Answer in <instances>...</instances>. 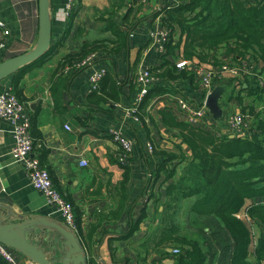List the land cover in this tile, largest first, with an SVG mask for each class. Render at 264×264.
Instances as JSON below:
<instances>
[{
  "label": "crops",
  "instance_id": "0c3cea01",
  "mask_svg": "<svg viewBox=\"0 0 264 264\" xmlns=\"http://www.w3.org/2000/svg\"><path fill=\"white\" fill-rule=\"evenodd\" d=\"M116 2L50 0L52 49L39 64L1 81L0 93L7 89L19 93L33 126L30 133H38L31 135L33 154L48 170L61 196L72 205L75 220H79L73 232L87 249L89 264L163 263L168 259L161 258L163 250L154 249L153 243L161 236L160 200L171 180L163 183L162 175L155 176L160 160L152 159V155L159 150L175 152V146L182 144L176 130L163 124L160 114L173 97L153 100L141 112L143 121H135L127 110L136 94L138 70L162 63L163 54L149 32L165 28L156 14L170 0H123L124 6L111 16ZM129 9L130 15L123 23L122 14ZM109 18L125 31L127 49L113 59L96 54L92 67L70 74L62 72L63 62L84 42L115 40L108 30ZM0 22L9 31L7 36L0 32L4 44L0 62L30 51L38 37V0H0ZM93 69L113 74L120 90L117 101L90 88L88 80ZM156 85L155 81L152 88ZM227 96L221 102L222 111L235 106L234 102H229V107L224 103ZM246 104L252 105L248 99ZM109 127L133 142L126 162L121 160L120 147L106 133ZM9 128L0 120V212L8 210L12 221L17 217H42L66 227L41 192L32 187L25 167L12 159ZM148 145L152 146L151 152ZM80 160H85L87 166H80ZM251 203L246 201V207ZM257 233L255 229L254 236ZM41 246L46 252L50 250L46 236ZM4 248L19 264L29 260L14 249ZM169 249L165 251L172 253ZM210 261L219 264L218 257ZM0 264H6L1 255Z\"/></svg>",
  "mask_w": 264,
  "mask_h": 264
},
{
  "label": "trees",
  "instance_id": "16d2710c",
  "mask_svg": "<svg viewBox=\"0 0 264 264\" xmlns=\"http://www.w3.org/2000/svg\"><path fill=\"white\" fill-rule=\"evenodd\" d=\"M123 4L118 0L110 15H116ZM129 15L130 9L122 14L123 23ZM156 16L168 29L169 41L164 44L160 66L150 68L157 85L149 90L135 114L139 121H143L141 112L152 100L165 94L204 99L194 72L177 69V59L196 60L216 69L222 64H246L264 77V0H170ZM107 26L114 41L84 42L62 66L90 54L113 59L125 51V31L110 18ZM48 53L30 66L39 64ZM242 79L239 88L234 79L221 84L229 90L226 102H234L252 120L242 138L217 135L179 120L170 108L161 110L163 124L176 130L182 143L175 146V152L159 150L152 155V159L160 160L155 176L162 175L163 183L174 179L177 167L183 166L180 177L165 188L166 207L158 214L161 236L153 243L154 249L163 250L161 258L172 260V264H212L210 260L216 257L219 264L264 263V89L254 78L245 75ZM216 81L214 78L213 83ZM95 92L118 100L120 90L112 73L103 76ZM13 93L21 100L18 92ZM247 99L252 105L246 104ZM173 200L178 205L188 202L186 216L192 227L188 232H181L178 212H168ZM248 200L252 203L246 207ZM242 214L248 221L241 218ZM76 223L79 225L77 218ZM166 248L178 253H168Z\"/></svg>",
  "mask_w": 264,
  "mask_h": 264
},
{
  "label": "built area",
  "instance_id": "2783aa9c",
  "mask_svg": "<svg viewBox=\"0 0 264 264\" xmlns=\"http://www.w3.org/2000/svg\"><path fill=\"white\" fill-rule=\"evenodd\" d=\"M73 1L74 0H69V3ZM0 32L3 36H7L9 34V31L5 28V25L2 22H0ZM149 37L153 44L157 45L159 52L164 54V44L169 41L168 29L164 28L159 31H151L149 32ZM3 47V42H0V49ZM95 56L96 54H90L78 62H67L63 65L62 72L70 74L86 67H92L93 62L95 61ZM175 67L180 70L194 72L195 78L199 84V91L204 93L205 97L200 101L193 95H185L182 93L176 95L165 94L173 97V99H170L169 105L166 107L170 108L172 113L178 119L194 127L213 132L216 126L220 125V122H222L223 127L219 128L218 131L215 132L217 135L227 134L229 137L232 136V138L244 137L250 129V123L248 122L249 116L247 113H242L235 105L232 108H228L229 110L223 111V116L220 122H216L212 119L205 105V100L213 88L215 86H219V81L234 79V85L236 88H239L240 83L243 80L242 77L245 75L250 78H254L259 87L264 89V77L257 74L259 73V70L253 71V68L248 67L246 64H241L240 66L222 64L216 69L209 65L200 64L196 60L188 61L183 59H177L175 61ZM105 72L106 71L104 69H93L88 80L92 90L100 88V83L105 75ZM214 78L217 81L213 83ZM155 81L156 79L151 75L150 69H139L136 73L135 84L137 90L134 101L127 110V115L132 117L135 121H139L135 114L140 109L144 98L147 96ZM155 99L158 98H154L153 100ZM219 103L220 108H222L220 100ZM224 103L228 107L230 106L229 102ZM0 120L7 122L10 126L8 132L13 140V145L10 151L12 159L25 167L32 187L41 192L46 204L51 206L54 210L53 212L60 216L65 226L75 232L76 220L72 205L61 196L53 184L48 170L41 165L39 159L33 154V140L30 133V118L26 113L24 103L8 89L0 93ZM65 129L67 131L70 130L68 126H66ZM106 133L110 136L113 142L120 147L122 151L121 160L126 162L131 157L133 144L132 140L125 137L114 127H109ZM148 149L151 152L152 146L148 145ZM79 163L80 166H87V162L85 160H80ZM241 218L248 221L245 214H242ZM172 253L176 254L178 253V250H172ZM0 255L6 264H19L11 257L1 244ZM25 264L35 263L28 260Z\"/></svg>",
  "mask_w": 264,
  "mask_h": 264
},
{
  "label": "water",
  "instance_id": "95a60500",
  "mask_svg": "<svg viewBox=\"0 0 264 264\" xmlns=\"http://www.w3.org/2000/svg\"><path fill=\"white\" fill-rule=\"evenodd\" d=\"M38 19V37L34 48L0 62V82L30 66L52 48L50 0H38ZM225 88L222 85L215 86L205 100V105L216 122H220L223 116L219 100ZM45 236L50 242V250L47 252L41 246ZM0 244L16 250L35 264H89L87 249L77 234L59 223L42 217L32 219L17 217V221H12L8 210L0 212ZM168 251L171 252V249ZM172 263V260L163 262Z\"/></svg>",
  "mask_w": 264,
  "mask_h": 264
},
{
  "label": "rangeland",
  "instance_id": "374dc122",
  "mask_svg": "<svg viewBox=\"0 0 264 264\" xmlns=\"http://www.w3.org/2000/svg\"><path fill=\"white\" fill-rule=\"evenodd\" d=\"M218 83L220 85L223 84V83L225 84V80L224 81H219ZM228 92H229L228 89H226L224 91V93L221 96L220 102H222L224 96L228 95ZM248 122L249 123L252 122L250 117H249ZM219 128H221V126L217 125L216 128L214 129L215 131L213 130V132L214 133L217 132ZM182 171H183V166L177 167V175L175 176L174 179L171 180L170 183L176 181L180 177V174H181ZM163 193H164V196H162V198L160 200V205L162 206V209L164 207H166V203L165 202L167 201V198L165 196V190H163ZM164 203H165V205H164ZM187 208H188V202L185 203V201H180V205H178V202L176 203V201L173 200L172 201V205H171V207L168 210L169 214L172 213V211H175V210L178 212V215H176V221L181 223V232H188L187 230H191L192 229V227L189 226V219L186 216ZM251 228L254 229V226H252Z\"/></svg>",
  "mask_w": 264,
  "mask_h": 264
}]
</instances>
